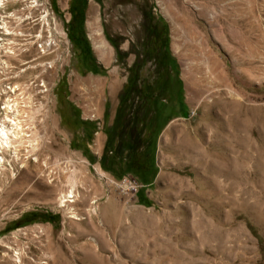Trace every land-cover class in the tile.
Returning a JSON list of instances; mask_svg holds the SVG:
<instances>
[{
    "label": "rangeland",
    "instance_id": "374dc122",
    "mask_svg": "<svg viewBox=\"0 0 264 264\" xmlns=\"http://www.w3.org/2000/svg\"><path fill=\"white\" fill-rule=\"evenodd\" d=\"M65 2L79 46L60 74L38 163L14 176L0 168V264H264V0ZM72 2L83 9L79 28ZM169 15L196 29L191 44L174 38ZM91 16L107 57L94 49ZM193 52L214 64L190 68ZM96 132L106 136L100 165ZM111 145L142 163L150 149L147 187L127 189L123 177H140L124 173ZM73 184L77 199L60 207Z\"/></svg>",
    "mask_w": 264,
    "mask_h": 264
},
{
    "label": "built area",
    "instance_id": "2783aa9c",
    "mask_svg": "<svg viewBox=\"0 0 264 264\" xmlns=\"http://www.w3.org/2000/svg\"><path fill=\"white\" fill-rule=\"evenodd\" d=\"M70 23L58 0H0V136L8 134V145L0 147L2 168L34 166L49 142L54 92L73 56ZM7 118H14V128H7ZM122 183L133 193L147 187L133 176Z\"/></svg>",
    "mask_w": 264,
    "mask_h": 264
},
{
    "label": "bare ground",
    "instance_id": "6f19581e",
    "mask_svg": "<svg viewBox=\"0 0 264 264\" xmlns=\"http://www.w3.org/2000/svg\"><path fill=\"white\" fill-rule=\"evenodd\" d=\"M238 6V4H237ZM198 7V6H197ZM196 8V7H195ZM241 8V7H240ZM198 9V8H197ZM235 10V9H234ZM185 12V11H184ZM200 12V11H199ZM169 13V12H168ZM202 13V12H200ZM204 15V14H202ZM180 16V15H179ZM189 16V15H188ZM181 18V17H180ZM176 19V17L174 18V16L172 15H169V20H170V23H171V27H172V31H173V34H174V38L177 39V40H181L183 42V44H186L189 43L191 44L190 41H194L193 37L195 38L197 35V31L194 27H191L189 25V21L188 19L182 15V18L181 19ZM209 18H213L211 17V15L209 16ZM88 25H89V28L92 32V41H93V45H94V49L96 50V53L97 55L102 58L106 55L109 54V47H108V44L104 41V39H102L100 37V29L98 28V19L97 18H94V17H90L89 18V21H88ZM251 29V27H250ZM176 47V46H175ZM178 48V47H176ZM199 52V51H198ZM192 56L196 57L195 59H192L190 58V62H191V66L190 68L192 67H195L196 69L197 68H201L202 69V66L204 68V66H211V64H214V61L211 59V57L209 55H206L204 53H197V52H193L192 53ZM107 57V56H106ZM105 59V58H104ZM216 65V63H215ZM214 66V65H213ZM216 67V66H215ZM209 68V67H208ZM198 70V69H197ZM207 73H209L207 71ZM251 74V73H250ZM215 74H213L214 76ZM188 77V76H187ZM216 77V76H215ZM224 81V80H223ZM79 84H82L81 82H79V80H75L74 82V87H78ZM92 84V83H91ZM93 86V85H92ZM212 93V92H211ZM210 94V93H209ZM211 97L206 95L202 100H209ZM172 132V131H171ZM170 133V132H169ZM169 135V134H168ZM187 135V134H186ZM167 139V136H165ZM4 145H8V134L6 133L5 135L1 134L0 136V147L1 148H4L5 146ZM191 147V146H190ZM205 155V154H204ZM196 157V156H195ZM196 159V158H195ZM193 161V160H192ZM187 163V162H186ZM0 168H2V166H0ZM27 168V167H25ZM3 170H6L5 168H2ZM11 171V175L14 176V170H10ZM220 171V170H219ZM212 173V172H211ZM40 176L44 178H47V180L49 181L50 183V172H48L47 174L44 172V171H41L40 172ZM97 174L98 176L103 179V180H108L107 178V175L105 172H103L101 169H97ZM215 174V173H214ZM220 174V173H219ZM218 174V175H219ZM218 177V176H217ZM213 178V177H212ZM213 180V179H212ZM216 181V180H215ZM23 185V184H22ZM11 188V187H10ZM16 190L19 188V186L17 185L16 187ZM14 188V189H15ZM217 190V189H216ZM10 191V190H9ZM13 192V191H12ZM11 192V193H12ZM75 186L74 184L71 186V189L68 190V192L62 196H60V201H59V206L62 207V208H68L70 204L74 203L75 200L77 199V193H75ZM4 193V192H3ZM96 201H93L91 203V205L95 204ZM72 209L70 208V216L69 218L74 220V221H81V220H84L81 216L75 214L74 212L71 211ZM98 215L96 210L95 209H92L91 211H88V216L89 218H91L92 216H96ZM143 217V216H142ZM133 221H138V218H135V219H132ZM148 220V219H147ZM138 224V223H137ZM84 229V228H83ZM89 229V228H88Z\"/></svg>",
    "mask_w": 264,
    "mask_h": 264
},
{
    "label": "trees",
    "instance_id": "16d2710c",
    "mask_svg": "<svg viewBox=\"0 0 264 264\" xmlns=\"http://www.w3.org/2000/svg\"><path fill=\"white\" fill-rule=\"evenodd\" d=\"M70 13H72L73 19L76 20V23H77L76 24V27L77 28L81 27V25L83 24V21H84L83 9H81L79 6H75L74 3L72 2L71 3V7H70ZM76 36H77L76 30L73 31V33H72L70 31V27H69V38H70V41L72 43V46H74V47H78L79 46V41L77 40V37ZM87 50H88V48L85 49V51H87ZM125 91H126V89H124V92ZM107 112H108V104H106V108H105V113H104V117L105 118H107ZM139 122H140V120L136 121V123H135V125L133 127V130L135 132H137L138 135H141L143 133V129L144 128H141V129H139V131H137L138 130V125L140 124ZM113 127H114V124H112L111 127H109L106 130V133L108 135L112 133V128ZM136 136H135V138H136ZM142 136H143L142 144L144 146L146 145V146H149L150 147V144H147V141L149 140L147 130H146V135H143L142 134ZM120 139H122V142L121 143H123V137L122 136H120ZM129 147L132 148V145H129ZM107 149H109V151H111L113 155L117 154L122 159H124L125 162H127L126 163L125 170H124V173L125 172H134L135 174L139 175L140 182H141L142 185L148 186L149 185V181H151V180H153L155 178V173L151 169V167L153 165V160L151 158L150 149L147 150V151L145 150V152L143 153L142 156H140V157L138 156L140 159H143L144 160V163L146 162V164H148V171H147V169H146V171H144V168L145 167H144V163H142V160L139 161V162L136 161V160H139V159H135L136 154L133 151L132 152H130V151L129 152H126L127 147L121 148V150L118 151L116 149V147H114V146L111 145V146L106 147V151H107ZM146 149H148V147H146ZM104 160H105V156L102 159H100V163H103ZM141 202H144V200L141 199Z\"/></svg>",
    "mask_w": 264,
    "mask_h": 264
},
{
    "label": "crops",
    "instance_id": "0c3cea01",
    "mask_svg": "<svg viewBox=\"0 0 264 264\" xmlns=\"http://www.w3.org/2000/svg\"><path fill=\"white\" fill-rule=\"evenodd\" d=\"M98 111L100 112L101 116L102 115L104 116V113H105L104 104L99 105ZM115 112H116V108L114 109V111L112 110V120L115 117ZM99 119H100V116H99ZM98 130H99V128H98ZM95 134H96V140L94 142L95 150L94 151L91 150L92 162H93V164L100 165L99 163H100L101 156L104 152L106 136L103 135L101 132H96Z\"/></svg>",
    "mask_w": 264,
    "mask_h": 264
},
{
    "label": "flooded vegetation",
    "instance_id": "af4514ba",
    "mask_svg": "<svg viewBox=\"0 0 264 264\" xmlns=\"http://www.w3.org/2000/svg\"><path fill=\"white\" fill-rule=\"evenodd\" d=\"M75 6H77L76 4H74ZM77 37V40H78V36H76ZM166 47V46H165Z\"/></svg>",
    "mask_w": 264,
    "mask_h": 264
}]
</instances>
